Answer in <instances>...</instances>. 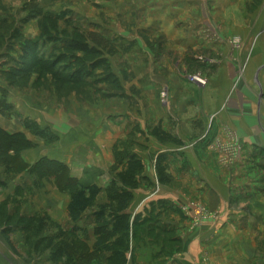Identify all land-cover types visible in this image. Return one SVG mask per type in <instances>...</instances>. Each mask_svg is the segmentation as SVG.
<instances>
[{"label": "rangeland", "instance_id": "rangeland-1", "mask_svg": "<svg viewBox=\"0 0 264 264\" xmlns=\"http://www.w3.org/2000/svg\"><path fill=\"white\" fill-rule=\"evenodd\" d=\"M229 68L228 95L255 85L264 110V0H0V264H112L68 206L81 183L104 204L132 157L161 255L185 248L181 219L229 227L231 263L264 264V148L212 117Z\"/></svg>", "mask_w": 264, "mask_h": 264}, {"label": "crops", "instance_id": "crops-1", "mask_svg": "<svg viewBox=\"0 0 264 264\" xmlns=\"http://www.w3.org/2000/svg\"><path fill=\"white\" fill-rule=\"evenodd\" d=\"M229 48L231 49V47ZM236 48H239V46ZM235 77L231 68L227 71L223 70L222 74H220L217 85L218 88L220 87L221 97L217 101L215 100L217 107L212 117L217 115L215 128L219 134L223 133L226 128L236 131L242 136L246 150L248 151L249 149L253 152L256 148H264V110L260 106V93L257 88H254L255 85L252 86L249 81H247L246 85L250 84L247 87L251 91L247 89L248 92H246L243 84L241 87L239 86V80L237 82L239 96L238 98H232L228 95L229 90L232 88L229 84L231 79L234 80ZM226 81H229L226 87L228 88L227 90L223 85ZM194 93L196 92L194 91ZM197 96L199 97L200 95ZM228 97L230 98V109L224 112V108L222 109L220 106L225 103ZM196 101L200 102L201 98H197ZM204 103L207 105L211 101L206 98ZM144 207L145 203L142 201L134 207L131 206L130 213L135 217L137 214H142ZM92 215L93 212L89 211L83 219L89 220L88 224L94 226ZM168 225L177 226L183 232L181 233V238L178 237V239L184 241L185 245L181 254H173L172 256L161 255L165 245L156 243L151 238L153 235H148L147 238L142 237L139 242L132 241L131 243L129 253L133 255L135 252L134 264H220L221 262L222 264H232L231 260L228 259L231 258L233 245V241L230 238L231 229L228 227L230 224L227 225L228 228L223 229L220 235L214 234L212 237L201 233V230L206 227H198V224L189 225L181 219L169 222Z\"/></svg>", "mask_w": 264, "mask_h": 264}, {"label": "trees", "instance_id": "trees-1", "mask_svg": "<svg viewBox=\"0 0 264 264\" xmlns=\"http://www.w3.org/2000/svg\"><path fill=\"white\" fill-rule=\"evenodd\" d=\"M155 137L164 144L181 146L182 143L168 133L156 130ZM3 138H9L6 133ZM168 158L160 155L157 159L158 181L167 185L166 163ZM143 173L141 161L132 157L119 173L116 186L108 191L104 204L97 202L102 189L87 184L77 185L68 206V215L74 222L83 220L87 212L92 211L94 232L98 237L95 244L97 252L109 253L112 264H127L132 241L139 242L145 235H153L151 218L135 217L130 213L134 202V192L139 189L140 176ZM151 230V232H149ZM76 231V230H75ZM168 251V250H167Z\"/></svg>", "mask_w": 264, "mask_h": 264}, {"label": "built area", "instance_id": "built-area-1", "mask_svg": "<svg viewBox=\"0 0 264 264\" xmlns=\"http://www.w3.org/2000/svg\"><path fill=\"white\" fill-rule=\"evenodd\" d=\"M192 80L195 81V82H198L200 85H205V83L200 78V76L199 77H193Z\"/></svg>", "mask_w": 264, "mask_h": 264}]
</instances>
